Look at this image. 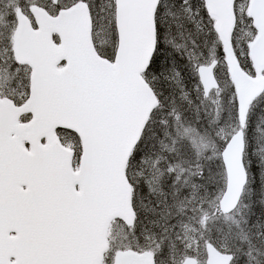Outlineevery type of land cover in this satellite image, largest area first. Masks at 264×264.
<instances>
[{"label": "snow or ice", "instance_id": "6c2138e0", "mask_svg": "<svg viewBox=\"0 0 264 264\" xmlns=\"http://www.w3.org/2000/svg\"><path fill=\"white\" fill-rule=\"evenodd\" d=\"M0 264H264V0H0Z\"/></svg>", "mask_w": 264, "mask_h": 264}]
</instances>
